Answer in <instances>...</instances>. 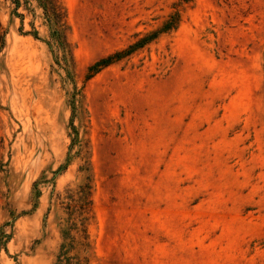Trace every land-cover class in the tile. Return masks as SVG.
<instances>
[{"label":"rangeland","instance_id":"1","mask_svg":"<svg viewBox=\"0 0 264 264\" xmlns=\"http://www.w3.org/2000/svg\"><path fill=\"white\" fill-rule=\"evenodd\" d=\"M54 1L0 0V264H264V0Z\"/></svg>","mask_w":264,"mask_h":264},{"label":"trees","instance_id":"2","mask_svg":"<svg viewBox=\"0 0 264 264\" xmlns=\"http://www.w3.org/2000/svg\"><path fill=\"white\" fill-rule=\"evenodd\" d=\"M39 5L43 8L44 14L47 17L48 21L51 23L53 31V38L58 46L62 49L64 48L65 42L61 34L62 28L65 26L64 15L61 11L60 6H58L54 0H37ZM187 1V0H184ZM170 23V22H169ZM171 24H167L166 28ZM147 40L143 39L141 42L129 46V50L116 51L113 54L108 55L106 58H102L94 64L93 69L97 70L98 68L104 67L111 62L119 60L124 55H127L131 49L142 46V43H145ZM134 47V48H133Z\"/></svg>","mask_w":264,"mask_h":264}]
</instances>
